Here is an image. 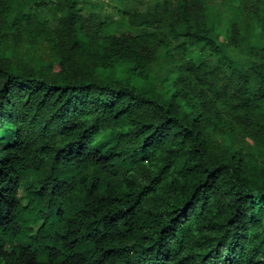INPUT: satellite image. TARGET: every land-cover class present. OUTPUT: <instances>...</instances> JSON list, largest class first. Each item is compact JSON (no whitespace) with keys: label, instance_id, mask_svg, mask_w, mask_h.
<instances>
[{"label":"trees","instance_id":"16d2710c","mask_svg":"<svg viewBox=\"0 0 264 264\" xmlns=\"http://www.w3.org/2000/svg\"><path fill=\"white\" fill-rule=\"evenodd\" d=\"M257 195L264 0H0V264H264Z\"/></svg>","mask_w":264,"mask_h":264},{"label":"rangeland","instance_id":"374dc122","mask_svg":"<svg viewBox=\"0 0 264 264\" xmlns=\"http://www.w3.org/2000/svg\"><path fill=\"white\" fill-rule=\"evenodd\" d=\"M226 17V16H225ZM225 19V18H224ZM223 19V20H224ZM257 202L258 203H263L264 202V195H257Z\"/></svg>","mask_w":264,"mask_h":264}]
</instances>
